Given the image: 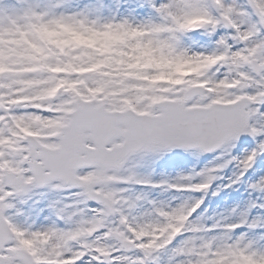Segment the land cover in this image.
<instances>
[{"label":"snow or ice","instance_id":"snow-or-ice-1","mask_svg":"<svg viewBox=\"0 0 264 264\" xmlns=\"http://www.w3.org/2000/svg\"><path fill=\"white\" fill-rule=\"evenodd\" d=\"M0 264H264V0H0Z\"/></svg>","mask_w":264,"mask_h":264},{"label":"rangeland","instance_id":"rangeland-1","mask_svg":"<svg viewBox=\"0 0 264 264\" xmlns=\"http://www.w3.org/2000/svg\"><path fill=\"white\" fill-rule=\"evenodd\" d=\"M195 165V162L191 161L188 164V167H192ZM202 162L197 164L196 167H201ZM187 170V169H186ZM171 175L175 176L176 172H172ZM231 170L224 173V176H230ZM229 181L225 178L223 180H218L216 185L213 186V190H215L217 185L226 184ZM170 195H181L180 193H171ZM183 195H188L187 193ZM248 197V192L244 187H240L238 191L233 190H225L222 191L221 194L217 197H213L211 193L208 195V199L205 202V207L208 208L207 215L209 217H215L219 219L221 215H228L233 207H236L237 204L241 205V209L243 208L242 201ZM239 215V211L237 212V216ZM235 219V217H233ZM212 220H208V223H212Z\"/></svg>","mask_w":264,"mask_h":264}]
</instances>
